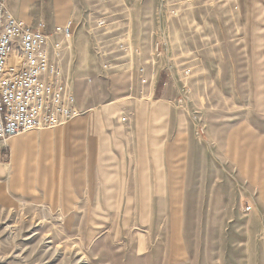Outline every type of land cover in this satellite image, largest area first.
<instances>
[{"label": "rangeland", "instance_id": "374dc122", "mask_svg": "<svg viewBox=\"0 0 264 264\" xmlns=\"http://www.w3.org/2000/svg\"><path fill=\"white\" fill-rule=\"evenodd\" d=\"M5 3L75 22L80 114L35 132L36 153L52 134L41 179L13 170L24 134L0 143V264H264V0ZM103 14L111 37L165 42L144 94L102 72L87 24Z\"/></svg>", "mask_w": 264, "mask_h": 264}, {"label": "built area", "instance_id": "2783aa9c", "mask_svg": "<svg viewBox=\"0 0 264 264\" xmlns=\"http://www.w3.org/2000/svg\"><path fill=\"white\" fill-rule=\"evenodd\" d=\"M101 16L88 22L87 31L102 72L134 74L130 90L137 87L144 94L150 80L147 75L152 77L156 70L165 42L158 36L144 49L133 44L130 36L111 37L108 15ZM75 28L70 19L51 30L42 22L27 24L0 0V143L19 133L58 127L79 116L72 77L75 69H67L64 61L74 56Z\"/></svg>", "mask_w": 264, "mask_h": 264}, {"label": "crops", "instance_id": "0c3cea01", "mask_svg": "<svg viewBox=\"0 0 264 264\" xmlns=\"http://www.w3.org/2000/svg\"><path fill=\"white\" fill-rule=\"evenodd\" d=\"M133 75L134 74L129 75L128 73H126V74L117 75L115 77H120V78H122L124 80V83H125V86H126V91H127V90L130 89V84H131L130 78ZM134 88H135V90H138L137 87H134ZM76 100H77V98H76ZM77 107L79 108L78 100H77ZM35 132L36 131H31V132L23 133L24 135L20 139H18V140L16 139L15 144H14V148L16 147V145L21 144V145H23L25 152H28V153H31L32 154L30 160H32V159L34 160L35 157L38 158L39 156H41L40 154H42V155H45L44 156V159L45 160L47 158V161L48 162H51L50 161V158L51 157H50L49 154L51 153L50 149H51V145H52V142H51V136H52V134L49 133V131H45V132H43V134H41V141L43 142V144L41 143L40 149L36 153V151H34V148L28 147L29 145L34 146L33 143H34L35 138H36V133ZM43 137H44V139H42ZM44 140H46V142ZM59 150H60V147L57 146L56 152H59ZM41 162L42 161H37L36 160V162H35L36 164L33 163L31 166L26 167L25 169L33 170L34 172H38V177H39L40 174H39L38 168H39V164H41ZM12 165H13V170L14 171H17L18 169H24L22 166H18L17 168H15L13 162H12ZM39 178L41 179V178H43V176H41Z\"/></svg>", "mask_w": 264, "mask_h": 264}, {"label": "bare ground", "instance_id": "6f19581e", "mask_svg": "<svg viewBox=\"0 0 264 264\" xmlns=\"http://www.w3.org/2000/svg\"><path fill=\"white\" fill-rule=\"evenodd\" d=\"M100 65V64H99ZM101 68V67H100ZM66 123V122H65ZM61 126V125H60ZM42 129H46V128H42ZM42 129H39V130H42ZM48 129V128H47ZM32 131H38V130H32ZM27 132H31V131H27ZM27 132H23V133H27ZM23 133H19L18 135H21V134H23ZM18 135H16V136H18ZM16 136H12V137H10V138H13V137H16ZM42 139H44V137L42 138ZM23 141V140H22ZM45 142H46V140H44ZM44 142V143H45ZM42 144H43V142H42ZM14 149H16L15 150V152H14V154H13V156H12V162H13V164H14V166H15V168H17L18 166H22L24 169H21V170H25V168L26 167H28V166H31L33 163H35L36 162V160L37 161H42L44 158V156L45 155H42V154H40L41 156H39L38 158L37 157H35V159L33 160H30V163L29 164H27V163H24V161H23V159L22 158H24L23 156L25 155V151H24V147H23V145H21V144H19V145H16V147L14 148ZM39 151V150H38ZM21 152V153H20ZM30 154V157H31V153H29ZM28 154V155H29ZM29 158V157H28ZM46 160H47V158H46ZM46 162V161H45ZM36 164V163H35ZM41 164H39V168H38V171H39V174H40V176L39 177H41V176H43V175H45V172H46V169L48 168V166L46 165L45 167H42V166H40ZM36 166V165H35ZM44 168V170L42 171V169ZM18 170H20V169H18ZM15 171L16 173L17 172H19V171ZM15 174V173H14ZM17 176V175H16ZM14 184V183H13Z\"/></svg>", "mask_w": 264, "mask_h": 264}, {"label": "trees", "instance_id": "16d2710c", "mask_svg": "<svg viewBox=\"0 0 264 264\" xmlns=\"http://www.w3.org/2000/svg\"><path fill=\"white\" fill-rule=\"evenodd\" d=\"M157 84H158V83H157ZM159 87H161V84H158V85H157V88H159Z\"/></svg>", "mask_w": 264, "mask_h": 264}]
</instances>
